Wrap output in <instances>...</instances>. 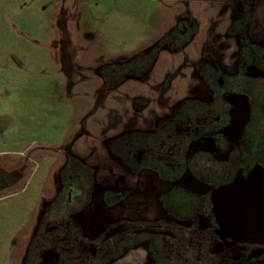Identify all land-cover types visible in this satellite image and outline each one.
Returning <instances> with one entry per match:
<instances>
[{
	"label": "rangeland",
	"instance_id": "rangeland-1",
	"mask_svg": "<svg viewBox=\"0 0 264 264\" xmlns=\"http://www.w3.org/2000/svg\"><path fill=\"white\" fill-rule=\"evenodd\" d=\"M254 2L260 42L264 0ZM235 13L232 0H0V264H18L23 230L43 194L55 192L66 155L104 168L99 176L111 169L112 180L121 174L125 184L147 187L144 216L160 215L151 200L156 180L121 173L108 143L203 97L197 65L235 72L226 37ZM241 102L234 132L248 117ZM260 105L255 123L263 132Z\"/></svg>",
	"mask_w": 264,
	"mask_h": 264
},
{
	"label": "flooded vegetation",
	"instance_id": "flooded-vegetation-1",
	"mask_svg": "<svg viewBox=\"0 0 264 264\" xmlns=\"http://www.w3.org/2000/svg\"><path fill=\"white\" fill-rule=\"evenodd\" d=\"M232 1L236 13L226 37L230 51L236 50L235 72L197 65L203 97L188 98L171 115L108 143L121 173L156 180L151 200L160 215L144 216L147 187L127 185L121 174L112 180L111 169L99 176L104 168L66 155L55 192L43 194L32 227L23 230L18 264H264V244L239 240L223 222L225 201H218V192L233 180L264 176V131L255 123L264 100V39L254 40L255 0ZM251 68L257 76L247 73ZM238 101L248 117L234 132Z\"/></svg>",
	"mask_w": 264,
	"mask_h": 264
},
{
	"label": "water",
	"instance_id": "water-1",
	"mask_svg": "<svg viewBox=\"0 0 264 264\" xmlns=\"http://www.w3.org/2000/svg\"><path fill=\"white\" fill-rule=\"evenodd\" d=\"M227 208L224 224L241 241L264 244V176L235 179L219 192ZM219 204L218 206H220Z\"/></svg>",
	"mask_w": 264,
	"mask_h": 264
},
{
	"label": "trees",
	"instance_id": "trees-1",
	"mask_svg": "<svg viewBox=\"0 0 264 264\" xmlns=\"http://www.w3.org/2000/svg\"><path fill=\"white\" fill-rule=\"evenodd\" d=\"M144 72H146V70Z\"/></svg>",
	"mask_w": 264,
	"mask_h": 264
}]
</instances>
